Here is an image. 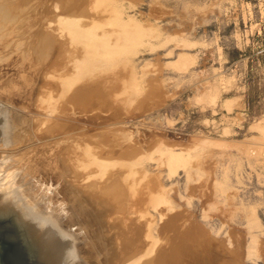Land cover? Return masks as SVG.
I'll return each instance as SVG.
<instances>
[{"label":"rangeland","instance_id":"obj_1","mask_svg":"<svg viewBox=\"0 0 264 264\" xmlns=\"http://www.w3.org/2000/svg\"><path fill=\"white\" fill-rule=\"evenodd\" d=\"M2 2L0 186L61 207L72 261L264 264V0Z\"/></svg>","mask_w":264,"mask_h":264},{"label":"bare ground","instance_id":"obj_2","mask_svg":"<svg viewBox=\"0 0 264 264\" xmlns=\"http://www.w3.org/2000/svg\"><path fill=\"white\" fill-rule=\"evenodd\" d=\"M2 1L3 0H0V50L3 49L6 45L8 46L10 42H12V38L16 31L11 15V8L9 7V5L6 6L5 4H3ZM8 54L9 53H5L1 55L0 58L2 59L6 56L8 57ZM28 56V58L31 59V54ZM34 59H36L37 61V58ZM29 62H31L32 65L37 63H33L34 61ZM29 62L28 64H31ZM1 68L2 65H0V70ZM21 76L23 77V74ZM1 106L2 105H0V153L4 154V156L2 157L5 158L6 155L9 156L13 154L12 151L14 149V146L19 145V143H21V140H23L20 138V136L23 133L22 130H25L23 128L25 125H22L23 127L19 125V123L17 122L18 117L16 116V113H13V111L7 109L8 107H5L4 105V107ZM17 125L20 126V128L22 127V130H18L16 128ZM20 130L22 132L19 136L18 133H20ZM26 136L25 138L27 139ZM22 137H24V135H22ZM24 142L27 143L26 140ZM27 146L29 147V145ZM4 148L11 149L12 151H5ZM22 148L23 147H21V149ZM6 158L7 160L9 159V157ZM43 158H45L44 160H46V157ZM13 159L16 160L15 158ZM33 159H36V157H32V159L29 160L33 161ZM38 159L41 160L42 158L38 157ZM1 160L2 159H0V161ZM7 160L4 161L3 159L4 162H0V167L2 165H5V167L9 165L8 168H11V166L13 167L16 165H13V161L11 162L12 164L7 163L10 159L8 161ZM20 160L18 162H21ZM46 170L47 168L45 169V171ZM46 174L47 172L45 173V175ZM23 185L25 184H19L13 175H9L6 178L5 182H3L0 186V220H2V224L0 225V238L10 244L9 250L7 251V253H5L4 259L9 264H75V261H72L73 257L75 256L72 233L64 230L57 219L58 212L61 210V207L59 208L58 204L56 206L51 205V207H49L50 203H47L49 205L47 207H45V204L40 205L37 201V198L39 196L30 192L28 188L23 189ZM12 193H14V195ZM5 219H8V222L5 221Z\"/></svg>","mask_w":264,"mask_h":264},{"label":"water","instance_id":"obj_3","mask_svg":"<svg viewBox=\"0 0 264 264\" xmlns=\"http://www.w3.org/2000/svg\"><path fill=\"white\" fill-rule=\"evenodd\" d=\"M10 244L0 238V264H9L5 259V253L9 250Z\"/></svg>","mask_w":264,"mask_h":264}]
</instances>
